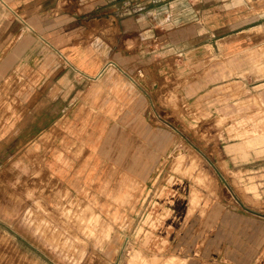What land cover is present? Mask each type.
<instances>
[{"label": "crops", "instance_id": "obj_1", "mask_svg": "<svg viewBox=\"0 0 264 264\" xmlns=\"http://www.w3.org/2000/svg\"><path fill=\"white\" fill-rule=\"evenodd\" d=\"M173 4L0 0V169L8 155L37 144L66 202L98 212L94 232L107 239L90 243L101 264H264V216L224 208L192 223L183 183L172 198L156 197L154 174L169 158L172 135L154 126L150 106L179 69H152L146 59L163 48L159 26L189 16V7L170 16ZM177 29L188 37L186 24ZM48 59L52 69L38 68ZM149 211L157 221L138 238L135 224ZM127 240L133 259L121 254Z\"/></svg>", "mask_w": 264, "mask_h": 264}, {"label": "rangeland", "instance_id": "obj_2", "mask_svg": "<svg viewBox=\"0 0 264 264\" xmlns=\"http://www.w3.org/2000/svg\"><path fill=\"white\" fill-rule=\"evenodd\" d=\"M152 1L164 9L175 3L170 16L190 8L186 20L171 17L159 26L163 48L156 46L146 59L152 69H179L150 106L154 126L172 135L169 158L154 174L156 197L172 198L176 183H183L192 223L198 213L224 208L264 216V0ZM181 24L187 38L177 29ZM37 66L52 69L53 61ZM45 163L35 144L8 155L0 169V264H101L90 243L103 246L107 239L94 232L101 225L98 212L66 202L69 193L49 181ZM152 214L136 222L138 238L149 237L143 227L154 226ZM133 251L130 243L121 254L133 259Z\"/></svg>", "mask_w": 264, "mask_h": 264}, {"label": "built area", "instance_id": "obj_3", "mask_svg": "<svg viewBox=\"0 0 264 264\" xmlns=\"http://www.w3.org/2000/svg\"><path fill=\"white\" fill-rule=\"evenodd\" d=\"M109 67H112V68H118L117 65H115L114 63H109V64L107 65V68H109ZM140 75H141V72L138 71V72H137V76H138V78L141 77ZM129 78H130L132 81H135V79H134L133 76H130V75H129ZM128 243H129V241L127 240L126 243H125V246H126V247L128 246Z\"/></svg>", "mask_w": 264, "mask_h": 264}]
</instances>
